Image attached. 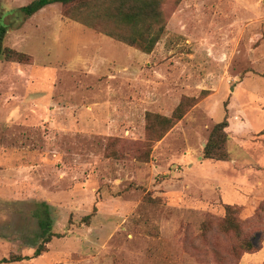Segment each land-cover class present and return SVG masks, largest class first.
<instances>
[{
	"label": "rangeland",
	"instance_id": "rangeland-1",
	"mask_svg": "<svg viewBox=\"0 0 264 264\" xmlns=\"http://www.w3.org/2000/svg\"><path fill=\"white\" fill-rule=\"evenodd\" d=\"M32 1L0 0L4 47L31 58L0 60V260L32 256L47 207L61 237L10 264H264V0H158L149 54L57 3L14 14ZM185 97L198 100L149 141L146 115ZM225 118L228 159L205 160ZM224 205L251 254L222 231Z\"/></svg>",
	"mask_w": 264,
	"mask_h": 264
},
{
	"label": "trees",
	"instance_id": "trees-1",
	"mask_svg": "<svg viewBox=\"0 0 264 264\" xmlns=\"http://www.w3.org/2000/svg\"><path fill=\"white\" fill-rule=\"evenodd\" d=\"M60 4L62 16L104 35L118 43L139 49L149 54L159 41L165 26L161 12V3L158 0H34L17 9L14 14L31 18L40 10L51 4ZM8 30L0 18V60L18 64H30L31 58L13 49L4 47V40ZM198 98H183L170 117L150 114L146 115L147 138L151 142L159 141L185 113L195 105ZM228 127L227 118L216 124L203 148V158L210 161H226L228 153L226 143L228 136L225 130ZM143 151L138 159L148 161L149 151ZM224 219L221 229L224 233H233L240 240L239 249L243 255L251 254L253 245L241 239L240 208L234 205H224ZM39 227L40 243L32 256L12 255L0 260V264L18 263L36 259L48 252L46 245L53 238L61 236L52 232V220L47 207L36 213Z\"/></svg>",
	"mask_w": 264,
	"mask_h": 264
},
{
	"label": "crops",
	"instance_id": "crops-1",
	"mask_svg": "<svg viewBox=\"0 0 264 264\" xmlns=\"http://www.w3.org/2000/svg\"><path fill=\"white\" fill-rule=\"evenodd\" d=\"M241 149H242V147H241ZM241 151H243V150H241Z\"/></svg>",
	"mask_w": 264,
	"mask_h": 264
}]
</instances>
